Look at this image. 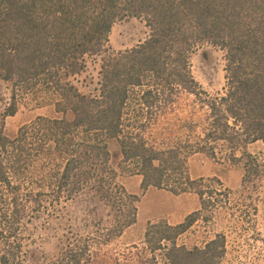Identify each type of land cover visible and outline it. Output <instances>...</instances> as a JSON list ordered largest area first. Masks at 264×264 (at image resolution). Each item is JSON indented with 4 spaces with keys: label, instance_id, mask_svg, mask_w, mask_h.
I'll return each mask as SVG.
<instances>
[{
    "label": "trees",
    "instance_id": "obj_1",
    "mask_svg": "<svg viewBox=\"0 0 264 264\" xmlns=\"http://www.w3.org/2000/svg\"><path fill=\"white\" fill-rule=\"evenodd\" d=\"M132 16L146 19L149 36L112 51L114 25ZM204 43L225 52L226 86L216 95L192 71ZM93 56L102 57L99 86L84 92L73 80ZM0 80L12 89L4 116L27 96L61 114L40 115L14 137L0 125V264H94L136 223L139 196L118 180L112 139L144 190L196 192L202 209L213 190L191 177V154L218 159L222 146L226 160L242 164L244 181L264 176V155L248 149L264 143V0H0ZM183 94L193 105L180 119L185 133H174ZM80 208L88 233L71 231L58 255L36 261L25 249L26 223L46 209L71 221ZM201 210L178 224L149 222L144 245L123 248L113 261L220 264L224 233L202 247L177 243Z\"/></svg>",
    "mask_w": 264,
    "mask_h": 264
},
{
    "label": "rangeland",
    "instance_id": "obj_2",
    "mask_svg": "<svg viewBox=\"0 0 264 264\" xmlns=\"http://www.w3.org/2000/svg\"><path fill=\"white\" fill-rule=\"evenodd\" d=\"M150 32L151 29L143 17L132 16L120 20L114 25L110 35L111 49L120 51L131 48L145 40ZM101 59V56L88 57L87 69L73 80L82 91L94 92L99 86ZM191 63L193 74L204 89L212 95L224 91L226 60L225 52L221 48L210 43L201 44L192 54ZM11 97L10 85L0 80V125H3L4 132L10 137H14L23 124L40 115L61 116L53 106H37L35 100L28 96L22 97L15 115L4 116ZM192 99V95H182L181 106L173 115L176 123L174 133H179L180 129L182 131L180 119L188 116V110L193 105ZM68 117H71L70 113ZM109 147L111 165L117 171L118 180L129 192L139 196L138 216L136 223L126 228L120 237L103 246L106 252L94 264H115L113 260L123 248L134 244L144 245L149 222L164 220L175 224L184 221L195 206L202 209L201 199L196 192L175 194L154 186L144 190L142 176L131 174L122 165L123 156L118 140L112 139ZM248 149L254 154L264 155L262 141L251 144ZM218 151V159L201 152L191 154L188 158L187 168L191 177L203 179L202 184L213 190L211 201L214 202L201 210L200 218L177 238V243L188 248L202 247L217 233H224L227 240L226 254L220 264H264V176L244 181L242 164H233L226 160V148L219 146ZM237 153L240 155V152ZM56 210L46 209L26 223L25 249L28 253H35L36 261L38 258L46 260L58 255L71 231L76 233L80 228V234L88 233L86 226V229H81L84 226L81 220L83 209L80 208L76 214L78 218L71 221L60 219ZM68 210L74 216L71 205ZM111 254L113 256L110 257ZM133 262L131 258L127 260L129 264Z\"/></svg>",
    "mask_w": 264,
    "mask_h": 264
},
{
    "label": "crops",
    "instance_id": "obj_3",
    "mask_svg": "<svg viewBox=\"0 0 264 264\" xmlns=\"http://www.w3.org/2000/svg\"><path fill=\"white\" fill-rule=\"evenodd\" d=\"M199 207H200V206H198V205L195 206V208H194L192 211H190V213L199 210ZM179 223H180V222H179ZM175 224H178V223H175Z\"/></svg>",
    "mask_w": 264,
    "mask_h": 264
}]
</instances>
